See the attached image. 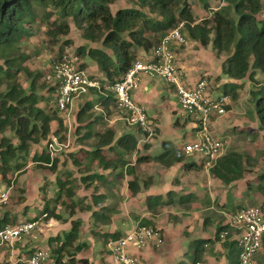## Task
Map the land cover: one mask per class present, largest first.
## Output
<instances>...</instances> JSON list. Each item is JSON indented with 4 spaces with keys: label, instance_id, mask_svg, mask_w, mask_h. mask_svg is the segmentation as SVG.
<instances>
[{
    "label": "trees",
    "instance_id": "obj_1",
    "mask_svg": "<svg viewBox=\"0 0 264 264\" xmlns=\"http://www.w3.org/2000/svg\"><path fill=\"white\" fill-rule=\"evenodd\" d=\"M117 1L0 0L1 181L9 183L8 174L12 171L23 172L25 165L19 160L29 155L32 146L47 141L50 134L58 136L62 130H65V120L58 115L57 111L40 106L50 101V98H44L42 92L53 93L56 90L55 86L51 85L52 83L50 84L42 74L33 72L26 65L30 60V55L26 52L27 43L33 37L34 28L38 25L46 26V35L51 41L57 42L60 37H65L71 32L69 20L72 21L81 32L83 40L94 45V47H79L74 55L88 58L96 64L104 75L105 79L102 83L107 85L106 88L120 82L124 74L139 59L140 53H150L158 46L161 38L179 24H183V33L188 40H193L202 47L211 46L218 56L228 54L221 67L222 74L227 78L232 80L247 78L252 81L257 72L264 75V18H259L264 12V0H224L226 5L212 11L206 3L208 0H200L210 11V14L202 19H197L192 12L191 0H128L131 6L122 7L113 12L111 5ZM68 44L70 42H63L57 56L53 59L54 62L62 59ZM79 68L84 70L82 65ZM23 74L28 81L27 87H24L20 80ZM106 88L102 87L98 91L96 101L99 104L114 107L113 94ZM237 89L236 84H225L221 92L236 100ZM252 95L253 117L258 123V129L263 132L261 139L264 145V90L252 92ZM94 105L95 103L87 101L76 112L75 135L81 142L93 139V143L91 149H80L83 151L82 161H79L74 154L72 162L79 168H83L81 181L86 185L98 182L99 185L107 186L109 181L106 175L92 173L91 167L95 166L102 171L109 170L110 173L118 172L116 178L124 174L133 176L134 169L127 161V157L132 153L139 154L138 140L135 135L128 133L116 138L112 128L96 131L94 126L102 120V117L94 115ZM185 121L196 123L189 118H185ZM53 123H56L58 127L54 132L51 129ZM193 129L196 133V129ZM136 132L141 131L136 128ZM7 133L10 137L6 136ZM144 135L148 136L147 133ZM142 147L144 151L150 149L149 144H144ZM161 147L160 154L153 157L139 155L136 162L152 161L168 169L181 164V168L185 171L201 169L204 166L203 162H199V165L195 161L184 162L186 157L191 156H185L181 149L174 147L169 141L163 142ZM31 161L37 165V168H48L50 171H55L58 165V160L51 157L47 151L33 154ZM247 165V154L229 151L217 160L209 171L214 179L224 185H230L244 177ZM261 178H264V174ZM72 181L67 177L63 180L58 179L55 199L46 200L42 208L41 215L46 214L45 220L59 221L61 219V215L56 211L57 203L62 199L72 201L77 188ZM128 188L132 194L139 191L135 178L129 181ZM258 191L264 193V185L258 186ZM104 196L94 194L93 202L99 204ZM191 200L189 196H183L178 198L176 203L185 204ZM170 203V200L165 202L156 196L148 198L146 206L149 211L155 213L159 207ZM66 208L71 209L72 215L73 206H66ZM260 208L263 210L262 207ZM103 211H109V209L100 208V211L94 212V217L105 226L110 223L111 218ZM15 224V219L10 218L7 213L0 218V228ZM203 224L211 226L208 219H205ZM143 225L156 229L149 222ZM79 228L80 223L72 221L70 231L64 235V238L55 237L49 240V243H56L54 248L48 249L56 262L87 264L85 259H77L76 256L82 247L75 246ZM228 230L227 225L220 224L216 228L214 238L197 239L191 242L189 253L193 259L190 264H201L206 246L220 241L219 234ZM98 233L103 238L110 237L111 240L121 237L116 232L103 234L98 230ZM231 235L229 231L222 243L226 250V259L231 264H239V249L236 241L231 240ZM262 248H264V240Z\"/></svg>",
    "mask_w": 264,
    "mask_h": 264
},
{
    "label": "rangeland",
    "instance_id": "obj_2",
    "mask_svg": "<svg viewBox=\"0 0 264 264\" xmlns=\"http://www.w3.org/2000/svg\"><path fill=\"white\" fill-rule=\"evenodd\" d=\"M206 3L208 8H211V11L226 5L224 0H208ZM127 6H131L128 0H118L111 5V9L115 12L117 9ZM208 8L200 0H191V9L197 19L208 16L210 14ZM259 18H264V12L260 14ZM69 22L71 32L65 37H60L57 42L51 41L46 35V26L38 25L34 28V35L27 43L26 48L27 54L30 55V60L26 65L30 70L40 73L46 78L50 73L54 62L53 59L57 56L63 42H70L64 49V55L68 56H76L74 54L79 47H94V45H90L83 40L81 32L74 26L72 21L69 20ZM184 52L191 54L187 57L185 63L189 64L191 68L195 67L196 69L200 67L199 74L201 75L198 80L203 79L207 82L208 93L216 96L219 84L220 89L225 84L238 85L236 92L237 99L233 100L231 98V104L227 107L225 115L211 120L209 130L212 135L225 141L227 152L237 151L247 154L248 165L246 166L247 171L244 177L230 185H224L210 175V167L206 166V164H204L201 170H184L181 172L176 169L170 170V168L162 167L154 162L137 163L136 156L130 154L127 157V161L134 169L133 176L125 174L122 178L116 179L115 183L109 185L106 189H103V185H99L98 182L86 185L81 181L84 173L83 168H79L73 164L72 157L75 154L79 161H82L83 151H80V149H91V144L93 143V139L79 141V138L74 133L76 112L87 100H95L94 97L99 92L93 91L86 96L83 103L74 104L68 115L58 114L65 120V130H62L58 136L50 134L47 141L32 146L29 155L19 160L21 164L25 165L22 173L10 172L8 174L9 183L1 181L0 176V185L10 188L9 200L6 205L1 207V210L14 216L15 221H23L27 217L39 218L46 200L55 199V193L58 190V179L61 178L63 180L67 177L72 179L73 184L77 186L72 201L62 199L57 203L56 211L61 215V219L55 221L53 219L45 220L46 217L41 218L39 228L20 240L16 245L17 248L16 246L10 249L6 247L0 248V264L3 262H8L9 264L18 262V256L13 252L15 248L16 250L19 249L18 246L20 245L24 246V250H28L24 254L19 252L20 257L31 254L30 252L35 249L51 250L55 247L56 243H49V240L55 237L64 238V235L70 231L72 221L80 223L79 236L75 242V246L82 247L76 253L77 259L85 257L87 264H101L102 255L108 252V248L106 247L108 239L105 240L101 237L98 230L100 232L113 231L114 227L109 224L104 226L96 221L94 217V212L100 211L99 204L93 202L94 194L98 192H106L110 196L108 198L110 200L106 201L105 204H108L111 210L103 212L110 217L113 216L116 226L121 227L122 232L123 230L129 231L135 223L142 220L148 218L156 220L154 222L155 228L163 237V246L159 249L154 248L152 251H156L158 254H166L163 258H167L171 262L164 264H190L192 262V255L186 254L189 253L190 242L184 241L179 245L178 236L183 237L182 239L190 238L191 241L192 238L195 240L196 237L202 236L214 238L215 225L216 227L220 224L225 225L228 222L229 216L236 210L246 206H259L264 211V193L258 191V186L264 185V178H261L264 174V145L261 139L263 132L258 129V123L253 117L254 98L252 95V92H258L260 89L264 90V75L257 72L252 81L247 78L243 80L229 79L219 72L222 61L228 57V54L218 56L212 51L211 46L200 47L197 42L190 39L187 45L179 49V53ZM194 53L197 56L199 54L198 60L193 55ZM144 57L147 60L150 59L151 53H145ZM78 60L79 66L82 65L87 74L94 78H100L101 72L93 61L81 56L78 57ZM200 61H204L205 64ZM193 62H196V66ZM180 69L186 81L188 70L183 66ZM20 80L22 85L27 87L28 81L24 74L20 76ZM99 86L102 87L103 85L99 82ZM42 94L44 98H50V101L48 103L44 102L40 106L54 110L53 105L56 90L53 93L43 91ZM156 102L157 100H155V105L160 103L157 111L154 108H148V114L153 117L159 114L160 122L158 124L164 134L159 135L156 121L149 118L153 132L151 136L147 137L140 134V153H143L142 146L149 144V154L158 155L162 152L161 146L165 141L172 142L174 147L182 150L185 143L193 141L198 137L192 131L194 123L191 121L186 122L185 118L181 117L182 112L180 108L178 109L173 106L172 111H177L176 113H170V116H168V114L164 115L163 113L162 108L164 105L162 102H159V100L158 103ZM111 108L109 117L107 115L104 116L106 113L100 109L93 110L95 116L102 117V120L94 128L101 131L112 128L116 133V138L120 137L121 133L135 132L136 128L124 125L118 119L116 111L114 112V109ZM179 117L182 119L181 124L178 126L175 124V121ZM57 128L56 123L51 125L52 132L56 131ZM6 136L10 137L8 133ZM53 139H57L61 143V147L58 146L56 151L50 153L48 143ZM42 151L49 152L51 157L58 160L55 171H50L48 168H37V165L31 161L33 154H40ZM195 160L198 161L200 159L196 156H191L186 157L184 162H194ZM91 172L102 173V170L92 166ZM134 178L139 186V191L136 194H132L128 188L129 181ZM94 186L98 187L94 188ZM189 192L195 194L198 198L194 203L186 205L190 206L189 209H185V205L175 206L176 204L172 203L159 207L155 213L147 209L148 198L157 196L166 202L175 195L187 194ZM113 193L114 196H112ZM66 206H73L72 215L71 209L69 210ZM205 219L210 220V222L213 221V225L205 226L203 224ZM222 243L221 239L217 243L211 244L213 246L206 248L212 256H210L211 261L209 264H224L221 262V249H215L214 247L217 244L221 248ZM35 244L36 246L31 248ZM145 250L146 248L132 250L131 253L137 254ZM260 252L261 257L255 264H264V248ZM218 255L220 260L217 257ZM136 258L142 264L140 258L138 256ZM225 263L231 264L229 261L227 263L226 255Z\"/></svg>",
    "mask_w": 264,
    "mask_h": 264
},
{
    "label": "built area",
    "instance_id": "obj_3",
    "mask_svg": "<svg viewBox=\"0 0 264 264\" xmlns=\"http://www.w3.org/2000/svg\"><path fill=\"white\" fill-rule=\"evenodd\" d=\"M188 38L183 33V24L168 31L160 40L157 47L150 53V59H138L124 74L122 80L109 87L112 92L118 119L127 126L138 128L143 134L152 135L153 128L149 122L144 107L137 104L131 94L138 90L143 77L159 79L174 89L182 118L196 122L194 128L198 136L193 141L185 143L182 152L185 156H196L206 166L212 167L222 158L226 150L225 141L212 135L209 130L213 118L226 114L231 104V97L223 93H208L207 82L198 80L193 86H188L182 70L176 64V48L185 46ZM56 88L54 108L59 114L68 115L72 106L78 100L89 94L91 90H100L99 82L79 68L77 56L64 55L54 62L49 75L45 78ZM61 143L53 139L48 143L50 153L56 151ZM51 156V155H50ZM10 188L0 189V207L9 200ZM46 214L42 215L45 218ZM40 219L19 222L15 225H5L0 228V247L13 248L25 236H29L39 228ZM228 232L219 234L224 241L229 231L231 240H235L239 249V264H255V259L262 249L264 240V211L259 206H246L233 212L228 222ZM163 246L161 233L150 226L134 225L129 231L116 240L108 241L106 247L110 253L112 264H140L133 250ZM21 264H71L56 262L48 249H35ZM200 264V263H196Z\"/></svg>",
    "mask_w": 264,
    "mask_h": 264
},
{
    "label": "crops",
    "instance_id": "obj_4",
    "mask_svg": "<svg viewBox=\"0 0 264 264\" xmlns=\"http://www.w3.org/2000/svg\"><path fill=\"white\" fill-rule=\"evenodd\" d=\"M188 42H189V40H188ZM188 44V43H187ZM186 44V45H187ZM181 47H183V46H181ZM181 47H179V48H176V50H175V53H176V51H177V53H176V62H178V64H177V66L179 67V68H181L182 66L183 67H185V68H187V70H188V73H187V79H186V83L188 84V86H193L197 81H198V79H199V77H200V75L201 74H199V70H200V67H197L196 69H195V67H193V68H191V66L189 65V64H187V63H185L186 62V59H187V57L189 56V55H191V54H189L188 52H184V53H179V49L181 48ZM200 47H202V46H200ZM208 47V46H207ZM212 49V48H211ZM200 50H202V48H200ZM213 51V50H212ZM215 53V52H214ZM194 56H195V58H196V60H198V57H199V54H198V56L194 53L193 54ZM213 55V54H212ZM139 59H146L145 57H144V53H140L139 54ZM185 59V61H183L182 62V60H184ZM216 59V58H215ZM220 61V60H219ZM200 62H203L204 64H205V62L204 61H200ZM223 62H224V60L222 61V64H223ZM194 63V65H195V63L196 62H193ZM222 64H221V67H222ZM196 66V65H195ZM208 67V66H207ZM219 72H220V74H222V69L221 70H219ZM95 75V74H94ZM97 75V74H96ZM91 76V75H90ZM91 78L93 79V80H96V81H98V82H100L103 86H104V88H106L107 87V85H105V84H103L102 82H103V80L105 79L104 78V75L101 73L100 74V78H94V77H92L91 76ZM102 86V87H103ZM101 87V88H102ZM101 88H100V90H101ZM218 94H220V93H222L221 92V89H220V84H219V86H218ZM107 90H108V88H106ZM106 89H104V90H106ZM99 90V91H100ZM93 91H96V90H91L89 93H91V92H93ZM101 93H103V92H101ZM88 95V94H87ZM86 95V96H87ZM86 96H84L81 100H78L77 102H75L74 104H76V103H83V101L85 100V98H86ZM131 97H132V99L137 103V104H139L140 106H142V107H144V109L146 110V113H147V116H148V118H150L151 120H153V121H156V125H157V128H159L160 127V125L158 124L159 122H160V116H159V114H156L154 117L153 116H150L149 114H148V108H154L156 111H157V109H158V107H159V105H160V103L158 104V105H155V100H157V102L156 103H158V100H159V102L161 101L162 102V104L164 105V107L162 108L163 109V113H164V115L166 114H168V116H170V113H176V111L177 110H173L172 111V107L174 106L175 108L177 107L178 109H179V107H178V102H177V98H176V95H175V92H174V89L173 88H171V87H169V86H167L164 82H162V81H160V80H157V79H155V80H152V79H149V78H146V77H143L142 78V80H141V84H140V87L138 88V90H136L135 92H133L132 94H131ZM95 98V100H87V101H90V102H92V103H95V105H94V107H93V110H102L103 112H105L106 114L104 115V116H108L110 113L109 112H111L110 111V106L108 107L107 105H102V104H99V103H97V98L98 97H94ZM86 101V102H87ZM53 107H54V105H53ZM81 107V106H80ZM79 107V108H80ZM78 108V109H79ZM54 110L56 111V109L54 108ZM78 111V110H77ZM109 111V112H108ZM99 117H101V116H99ZM109 117V116H108ZM181 117H179V118H177L176 119V121H175V124L176 125H180L181 124ZM96 131H98V129H95ZM163 130L162 129H160L159 128V135H162V134H164L163 132H162ZM192 131H193V133L195 134V130L192 128ZM135 132H136V130H135ZM131 132V133H128V134H133V135H135V137H136V139L138 140V149L139 150H141L140 149V146H139V142H140V140H139V137H140V134H143L142 132H140V133H138V132ZM156 132H157V130H156ZM125 133H121V135L120 136H122V135H124ZM144 135V134H143ZM145 136V135H144ZM159 137V136H158ZM119 138V137H118ZM170 142V141H169ZM172 143V142H171ZM150 150V149H149ZM149 150L148 151H144V149H143V153H140L139 152V154L138 155H136V153H132V154H134V156H136V158L139 156V155H144V156H151V157H153L154 155H152V154H149ZM147 162H152V161H145V162H142V163H140V164H144V163H147ZM195 162H196V164L197 165H199L200 163H202L203 161L202 160H198V161H196L195 160ZM200 162V163H199ZM204 163V162H203ZM157 164V163H156ZM205 164V163H204ZM161 166V165H160ZM163 167V166H162ZM203 168V167H202ZM201 168V169H202ZM178 170V171H181V172H183L184 170L181 168V164H180V166H179V164L178 165H175L174 167H172V168H170V170ZM181 169V170H180ZM201 169H198V170H201ZM193 170H197V169H193ZM186 171H191V170H186ZM116 173H118V172H111L110 173V171L108 170V171H102V174H104V175H106V178H107V180L109 181V184H107V186H103V189L105 188H108V186L109 185H111V184H114L115 183V181H116V179H119V178H122V177H118V178H116ZM125 175V174H124ZM123 175V176H124ZM4 188V186H2V185H0V189H3ZM182 189V188H181ZM180 189V190H181ZM97 194H99V195H105L103 198H101V202L99 203V208H102V207H107L108 209H109V211L111 210V207L108 205V204H105V202L106 201H108V200H110V199H108L110 196L108 195V194H106V192H98ZM112 196H114V193L112 194ZM183 196H189L190 197V199H192L190 202H186L185 204H177L176 203V200H178V198L180 199L181 197H183ZM198 198H197V196L195 195V194H193V193H187V194H179V195H175L172 199L170 198L169 200L171 201V203L172 204H176L175 206H180V205H182V206H184L185 205V209H189V205L188 206H186L187 204H191V203H194L196 200H197ZM170 203V204H171ZM1 207H3V206H1ZM1 207H0V218L5 214V213H7V212H4V211H2L1 210ZM100 210V209H99ZM2 211V212H1ZM4 213V214H3ZM10 218H13V219H15V217L14 216H11V215H9V214H7ZM42 218V215L39 217V218H37V219H41ZM111 218V221H110V223H109V225H111V226H113L114 227V230L113 231H106V232H102L103 234L104 233H108V234H114L115 232L116 233H119L121 236L124 234V233H126V230H123V232L121 231V227H117L116 226V224H115V222H114V220H113V216L112 217H110ZM33 221L34 220V218H29V217H27L25 220H23V221H16V224L17 223H19V222H24V221ZM156 220L153 218V219H151V218H148V219H146V220H142V221H140V222H137V223H135L134 225H137V224H140V225H143V223H145V222H149V223H151L152 224V226H154V227H156L155 226V224H154V222H155ZM216 224V223H215ZM213 225V221H211V226ZM146 226V225H145ZM215 228H217L216 227V225H215ZM100 235V234H99ZM178 238V241H179V245H181V243H183L184 241H188V242H192V241H194V239L192 238V241H191V239L190 238H185V239H182L183 237H180V236H178L177 237ZM208 238H210L209 236H202V237H196L195 238V240H197V239H201V240H205V239H208ZM105 240L106 239H108V241H111V239H110V237L108 238V237H105L104 238ZM118 239V238H117ZM116 240V239H115ZM107 241V242H108ZM19 243V242H18ZM17 244H15V246H16ZM23 246V245H22ZM21 245L20 246H18V248L19 249H17L16 250V248H17V246H16V248H15V250H14V252L13 253H15V254H17V256H18V258H17V261H23L27 256H24V257H20V255H19V252H22V254H24V253H27V252H25V251H28V250H24V246L22 247ZM36 246V244L34 245V246H31V248L32 247H35ZM208 246H213V245H208ZM208 246H206V248H208ZM217 244H215L214 245V247H215V249H217V248H219V249H221V253H222V258H221V262L222 263H224V264H226L225 263V255H226V250H225V248L223 247V244H222V246H221V248L218 246ZM167 248H168V246H167ZM8 249H10V248H8ZM152 250H154V248H152V247H147L146 248V250L145 251H143V252H141V253H137V254H134L136 257L138 256L139 258H140V261H141V263L142 264H164V263H167V262H171L169 259H167V258H163L166 254L165 253H162V254H158V253H156V251H152ZM33 251H31L30 253H32ZM219 252V251H218ZM186 254H190V253H186ZM261 252H259L258 253V255L256 256V259H255V262L257 263L258 261H259V259H260V257H261ZM30 255V254H29ZM211 255H210V253L208 252V250H206V252H205V254H204V256H203V258H202V261H201V263L202 264H209V262L211 261V257H210ZM109 257V258H108ZM218 258H219V255L217 256ZM217 258V259H218ZM82 259H85V257H83ZM101 264H112V260H111V257H110V253L109 252H107V253H105V255H102V257H101ZM219 260H220V258H219ZM227 263H228V261H227ZM174 264V263H173Z\"/></svg>",
    "mask_w": 264,
    "mask_h": 264
}]
</instances>
